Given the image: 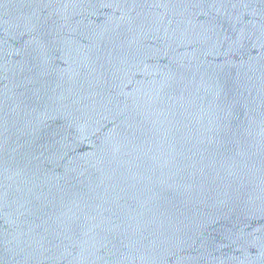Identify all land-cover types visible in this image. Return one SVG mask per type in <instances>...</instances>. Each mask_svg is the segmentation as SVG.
Returning a JSON list of instances; mask_svg holds the SVG:
<instances>
[{"label":"water","instance_id":"1","mask_svg":"<svg viewBox=\"0 0 264 264\" xmlns=\"http://www.w3.org/2000/svg\"><path fill=\"white\" fill-rule=\"evenodd\" d=\"M0 264H264V0H0Z\"/></svg>","mask_w":264,"mask_h":264}]
</instances>
